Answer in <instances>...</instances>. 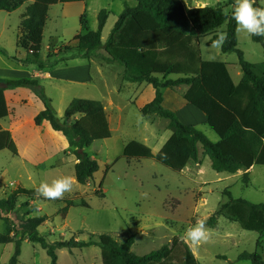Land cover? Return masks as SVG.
Masks as SVG:
<instances>
[{"label": "rangeland", "instance_id": "obj_1", "mask_svg": "<svg viewBox=\"0 0 264 264\" xmlns=\"http://www.w3.org/2000/svg\"><path fill=\"white\" fill-rule=\"evenodd\" d=\"M180 1L185 7L188 4L186 0ZM195 2L200 7H216L225 5L227 0H192L189 5H197ZM124 3L134 5L132 0H84L51 6L43 33L41 59L53 76L69 82L36 77L60 120L74 99L102 103L111 137L94 141L83 150L97 162V173L86 185L78 184L74 177L75 159L66 138L54 132L47 122L40 127L34 124V118L43 108L41 102L27 88L7 90L5 94L12 114L1 122L0 199L17 188L36 189L42 182L51 183L54 179L69 176L73 179V188L62 199H78L77 204L87 203L88 208H70L62 219L58 213L63 202L34 200L40 208L34 216L48 219L38 227L37 233L49 243L70 239L88 241L92 235L102 233L113 235L118 242L133 236L131 251L142 256L165 245L173 237L185 241V230L197 221H203L209 241L195 247L185 241L199 264H251L237 260L243 252H256L264 261V232L245 231L223 217L218 218L215 228L207 226L208 219L219 206L229 201L226 193H230L233 199L264 205V166H254L245 181L243 171L233 175L213 171L210 160L202 156L201 148L198 165L190 163L184 173L172 172L153 160L129 161L121 157L125 145L131 141L143 143L154 155L157 154L171 135L167 130L168 121L156 115L141 116L139 108L153 98L149 85L143 84L147 88L137 91L135 84L123 80V67L107 61L102 50L97 51L92 59H82L73 40L83 33L79 24L82 15L86 16L88 29L95 31L98 13L106 10L109 16L101 33L104 42ZM258 4L264 8V0H258ZM27 6L26 0L14 12L0 11V49L6 52L5 55L0 53V77L5 79H34L32 75L38 69L36 64L22 63L30 56L16 45L20 16ZM230 11V7L224 9L226 13ZM223 30L225 25L220 29ZM209 39L205 37L199 41L202 59L225 62L232 80H240L242 73L237 55L222 54L220 47L209 44ZM237 42V48L247 62H264L263 48L254 43L251 36L237 31ZM170 90H162V93L180 96L186 86ZM178 117L182 124L193 125L211 142L219 140L205 123H201L204 116L195 108L182 109ZM7 132L17 147L16 156L4 148ZM98 191L102 198L95 195ZM27 201L19 198L14 211L8 215V226L12 231H18L26 218V211L33 207L25 206ZM1 221L0 231L4 226ZM141 230L151 233L150 237L141 234ZM14 234L17 238L21 236L19 232ZM10 250L11 255L1 259L5 263L13 254L14 244L10 245ZM56 253L57 264H102L100 249L96 246L71 251L61 249ZM17 264H50V260L38 244L23 241Z\"/></svg>", "mask_w": 264, "mask_h": 264}, {"label": "trees", "instance_id": "obj_2", "mask_svg": "<svg viewBox=\"0 0 264 264\" xmlns=\"http://www.w3.org/2000/svg\"><path fill=\"white\" fill-rule=\"evenodd\" d=\"M31 3L20 16L16 42L26 50L32 60L22 63H36L44 68L41 59L43 31L46 26L49 8L57 4L83 2L84 0H29ZM133 6L124 3L108 37L103 42L101 33L109 12L101 10L97 16V29L89 30L86 16L79 19L82 34L74 37L82 59H92L102 50L105 59L123 67V80L133 84L146 83L153 90V98L139 108L144 118L156 115L167 120V130L171 135L157 154L138 141L127 143L122 152L125 160H153L164 168L182 172L190 163H198L202 156L208 157L211 168L216 173L236 174L248 171L253 166H264V62L251 64L244 59L237 48V25L231 18L235 0H227L225 5L216 7H196L187 9L180 0H132ZM188 4L192 0H186ZM24 0H0V11L11 13L19 9ZM255 7H262L255 0ZM230 7L226 13L224 9ZM225 25V30L220 31ZM220 33L226 39L220 46L222 54H236L242 79L234 84L227 64L205 61L201 57L199 41L210 37L214 44ZM254 43L260 44L264 54V38L251 36ZM0 53L6 52L0 49ZM50 58V56H47ZM17 61L16 59H13ZM186 86L183 99L205 117V124L217 135L218 142H211L192 125L182 124L177 115L166 109L163 103L164 89ZM29 89L41 102L43 108L34 118L40 127L47 122L50 128L60 133L68 142L75 159L74 177L78 184L86 185L98 171V164L83 150L94 141L106 140L111 131L101 102L74 99L64 111L60 120L51 107V101L36 79H0V120L11 115L5 96L6 90ZM1 131V126H0ZM4 148L17 155V147L10 132L6 133ZM246 172L244 180L247 181ZM36 189L17 188L5 199H0V219L5 231L0 232V245L14 244V251L7 263L17 264L21 243L26 240L38 244L50 260L57 264V251L83 249L96 246L100 249L102 264H199L190 246L180 237H173L168 243L145 255L131 251L134 237L118 242L113 235L102 233L92 235L88 241L70 239L49 243L39 236L37 229L47 222V217H35L34 207L26 211V218L12 231L8 226V215L14 211L18 199L28 201L48 200L38 197ZM221 204L208 219L207 226L215 228L219 217L238 224L243 230L262 234L264 232V205L253 204L241 199H233ZM96 196L103 195L98 191ZM78 199L53 200L63 202L59 211L65 219L70 208H88L87 203L77 204ZM25 202V206L29 203ZM51 201V200H49ZM20 233L17 238L14 233ZM238 261L251 264H264L260 254L241 253Z\"/></svg>", "mask_w": 264, "mask_h": 264}, {"label": "clouds", "instance_id": "obj_3", "mask_svg": "<svg viewBox=\"0 0 264 264\" xmlns=\"http://www.w3.org/2000/svg\"><path fill=\"white\" fill-rule=\"evenodd\" d=\"M255 0H235L231 18L236 22L237 31L247 36L264 38V8L255 7ZM226 39V35L220 33L214 42L215 47H220ZM73 179L64 176L52 180L51 183L42 182L35 190L38 197L48 200L62 199L65 193L71 192ZM184 239L190 246H199L210 239L203 221L185 230Z\"/></svg>", "mask_w": 264, "mask_h": 264}, {"label": "crops", "instance_id": "obj_4", "mask_svg": "<svg viewBox=\"0 0 264 264\" xmlns=\"http://www.w3.org/2000/svg\"><path fill=\"white\" fill-rule=\"evenodd\" d=\"M25 1L26 0H24V3H25ZM28 1V5L31 3L29 0H27ZM76 3H79V2H76ZM195 3H197V5H193V6H190L189 4H187L186 5V8L187 9H189V8H196V7H200V6H198V2H195ZM69 4V3H68ZM24 5V4H23ZM50 9V8H49ZM43 33H44V31H43ZM16 45H17V42H16ZM18 46V45H17ZM20 48V47H19ZM22 49V48H21ZM24 50V49H23ZM48 50V49H47ZM26 51V50H25ZM27 52V51H26ZM28 53V52H27ZM29 54V53H28ZM29 56H30V59L28 58V60H32V57H31V55L29 54ZM209 61H211V60H209ZM223 63H225V62H223ZM28 64V63H27ZM29 64H36V63H33V62H30ZM226 64V63H225ZM37 65V64H36ZM38 66V65H37ZM38 69H36V71H35V73L32 75V77L35 79L36 77L38 78V79H40V78H44V79H49V80H51V79H54V80H61V81H66V82H69V81H67V80H63L64 78H61V77H56V76H53L48 70H47V67L44 65V68H39V66L37 67ZM239 74V73H238ZM40 77V78H39ZM36 78V80H38ZM0 79H5V78H3V77H0ZM242 79V76H241V78H240V80ZM240 80H238L237 82H234V84H238L239 82H240ZM70 82H72V81H70ZM40 83V82H39ZM41 84V83H40ZM133 84V83H132ZM143 84H146V83H141V84H135V88L137 89V91L138 90H141V89H146L147 87H145ZM175 89V88H174ZM186 89H187V87H186ZM152 90V89H151ZM164 90H166V91H168V90H170V89H164ZM171 90H173V89H171ZM170 90V91H171ZM7 91V90H6ZM5 91V92H6ZM153 91V90H152ZM186 91V90H185ZM184 91V92H185ZM184 92H182V94H180V96H177V95H175V94H169V95H165L164 94V92H163V103H162V105L166 108V109H168V110H170V111H172V112H174L176 115H177V117H178V113L182 110V109H188L191 105H189V104H187L186 102H185V100L183 99V94H184ZM5 96H6V94H5ZM6 99H7V97H6ZM9 106V105H8ZM192 107V106H191ZM10 109V108H9ZM11 111V110H10ZM11 114H12V112H11ZM10 116V115H9ZM204 116V115H203ZM5 119V118H4ZM178 119H179V117H178ZM205 120H206V117L204 116V117H202V120H201V123H205ZM3 121V119L2 120H0V126H1V131L3 130V127H2V124H1V122ZM193 126V125H192ZM0 131V132H1ZM218 142V141H217ZM145 145V144H144ZM200 148L201 147H199V153H200ZM202 150V149H201ZM206 158H208V157H206ZM209 159V158H208ZM197 165H198V163H197ZM254 167V166H253ZM253 167H251L248 171H243L244 173H246V172H250L252 169H253ZM183 173L185 172L184 170L182 171ZM220 174V173H219ZM5 199V198H4ZM29 206H33L36 210L34 211V214H33V216L36 214V212L37 211H40V208H38L37 206H36V203L34 202V201H30L29 202ZM2 223H4L3 221H1ZM4 226H3V230L2 231H0V232H4L5 231V224H3ZM140 233L141 234H144V236H146V235H148L149 237H150V234H147L146 232H145V230H141L140 231ZM148 237V238H149ZM24 241H27V240H24ZM10 245L11 244H7V245H0V264H4L5 262H4V259L3 260H1L2 259V257H6V255H7V257H9L8 255H11L10 253Z\"/></svg>", "mask_w": 264, "mask_h": 264}, {"label": "built area", "instance_id": "obj_5", "mask_svg": "<svg viewBox=\"0 0 264 264\" xmlns=\"http://www.w3.org/2000/svg\"><path fill=\"white\" fill-rule=\"evenodd\" d=\"M10 186H12V184L10 183ZM14 227V225H12V228Z\"/></svg>", "mask_w": 264, "mask_h": 264}]
</instances>
